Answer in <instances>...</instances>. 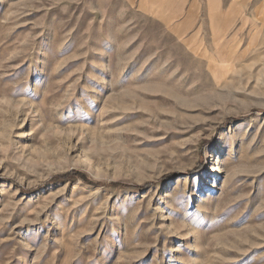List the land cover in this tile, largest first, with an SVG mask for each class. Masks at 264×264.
Returning <instances> with one entry per match:
<instances>
[{"label":"rangeland","instance_id":"obj_1","mask_svg":"<svg viewBox=\"0 0 264 264\" xmlns=\"http://www.w3.org/2000/svg\"><path fill=\"white\" fill-rule=\"evenodd\" d=\"M0 264H264V0H0Z\"/></svg>","mask_w":264,"mask_h":264}]
</instances>
